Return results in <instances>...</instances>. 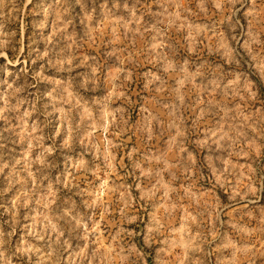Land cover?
<instances>
[{"label":"rangeland","instance_id":"obj_1","mask_svg":"<svg viewBox=\"0 0 264 264\" xmlns=\"http://www.w3.org/2000/svg\"><path fill=\"white\" fill-rule=\"evenodd\" d=\"M0 264H264V0H0Z\"/></svg>","mask_w":264,"mask_h":264}]
</instances>
